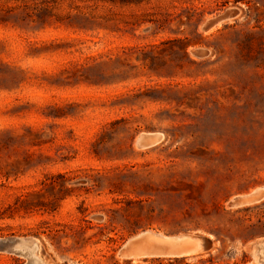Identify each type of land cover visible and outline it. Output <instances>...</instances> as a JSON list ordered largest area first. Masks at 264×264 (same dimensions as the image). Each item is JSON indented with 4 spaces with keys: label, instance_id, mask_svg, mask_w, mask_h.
<instances>
[{
    "label": "rangeland",
    "instance_id": "374dc122",
    "mask_svg": "<svg viewBox=\"0 0 264 264\" xmlns=\"http://www.w3.org/2000/svg\"><path fill=\"white\" fill-rule=\"evenodd\" d=\"M262 186L264 0H0V240L43 264H264V198L229 204ZM144 229L210 246L119 256Z\"/></svg>",
    "mask_w": 264,
    "mask_h": 264
},
{
    "label": "water",
    "instance_id": "95a60500",
    "mask_svg": "<svg viewBox=\"0 0 264 264\" xmlns=\"http://www.w3.org/2000/svg\"><path fill=\"white\" fill-rule=\"evenodd\" d=\"M238 10L231 9L210 19L206 28L232 18ZM163 139L161 132L142 133L138 138L141 147L148 148L158 144ZM264 198V186L246 196L234 198L229 204L240 206ZM209 242L203 237L191 232L160 233L152 229H144L131 235L119 249V256L127 259L147 257H174L183 258L206 251ZM39 249L38 240L30 237H8L0 240V250L28 257L32 250Z\"/></svg>",
    "mask_w": 264,
    "mask_h": 264
},
{
    "label": "bare ground",
    "instance_id": "6f19581e",
    "mask_svg": "<svg viewBox=\"0 0 264 264\" xmlns=\"http://www.w3.org/2000/svg\"><path fill=\"white\" fill-rule=\"evenodd\" d=\"M263 247H264V245H263ZM258 256H259V254L258 255L256 254L255 259L258 260V261H260L259 259H257ZM27 264H43V262L34 255V252L32 250L30 252V254L28 255V262H27Z\"/></svg>",
    "mask_w": 264,
    "mask_h": 264
},
{
    "label": "flooded vegetation",
    "instance_id": "af4514ba",
    "mask_svg": "<svg viewBox=\"0 0 264 264\" xmlns=\"http://www.w3.org/2000/svg\"><path fill=\"white\" fill-rule=\"evenodd\" d=\"M253 253L255 254H259V256H260V261L262 260V257L264 256V247H263V245H258V246H256V247H254V251H253ZM258 261V260H257ZM260 261H258V262H260Z\"/></svg>",
    "mask_w": 264,
    "mask_h": 264
},
{
    "label": "trees",
    "instance_id": "16d2710c",
    "mask_svg": "<svg viewBox=\"0 0 264 264\" xmlns=\"http://www.w3.org/2000/svg\"><path fill=\"white\" fill-rule=\"evenodd\" d=\"M174 41H177V40H173V42ZM109 240L114 241V238L110 237Z\"/></svg>",
    "mask_w": 264,
    "mask_h": 264
}]
</instances>
